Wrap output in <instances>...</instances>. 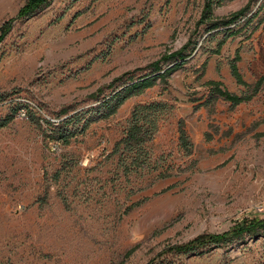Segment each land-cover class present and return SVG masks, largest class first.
Listing matches in <instances>:
<instances>
[{
	"label": "rangeland",
	"instance_id": "374dc122",
	"mask_svg": "<svg viewBox=\"0 0 264 264\" xmlns=\"http://www.w3.org/2000/svg\"><path fill=\"white\" fill-rule=\"evenodd\" d=\"M24 2L0 0V24L13 18L0 42V264H264V231L192 253L169 250L264 217V0L213 8L224 18L249 6L219 53L223 32L208 35L198 24L204 0H49L16 19ZM189 38L196 48L167 83L129 98L66 145L45 136V120L96 105L115 77ZM236 49L243 79L262 78L260 90L236 106L218 98L195 107L210 79L238 95L250 91L229 72ZM150 101L169 111L146 144L145 168L125 175L114 143L132 108ZM179 119L190 154L179 147Z\"/></svg>",
	"mask_w": 264,
	"mask_h": 264
},
{
	"label": "trees",
	"instance_id": "16d2710c",
	"mask_svg": "<svg viewBox=\"0 0 264 264\" xmlns=\"http://www.w3.org/2000/svg\"><path fill=\"white\" fill-rule=\"evenodd\" d=\"M49 0H25L24 4L18 9L15 18H29L38 12ZM226 0H204L198 24H204L208 35H214L216 32H223V36L218 39L214 53H219L222 45L227 38L235 34V30L230 25L235 24L239 19L246 16L249 10L248 4L230 13L224 18H216L213 15V8L221 5ZM77 12L74 16L78 15ZM62 17L59 16L58 19ZM248 18H246L247 20ZM13 18L5 20L0 24V42L10 32L12 28ZM258 24L252 27L251 31L257 29ZM198 41L189 38L185 44L179 49L170 53H165L158 59L150 62L142 68L134 71H127L120 76L115 77L109 87L111 91L97 99L98 103L86 110H78L56 121L49 122L48 128L45 129V136L52 141L66 145L77 133L85 131L90 124L109 118L117 112V110L129 98L143 93L146 89L153 87L157 83H167L171 73L181 68L195 50ZM239 50L236 49L234 57L229 61V72L235 79L237 84L243 85L250 89L248 93L235 94L226 89L220 80H207L205 84L208 86L207 97L200 105H210L218 98L230 102L232 106H236L242 102L249 101L259 90L263 82L262 78L257 79L253 84L247 83L238 68L237 62L240 60ZM206 62L202 64L204 71ZM148 69L149 71L134 76L139 70ZM102 91L98 88L92 97L97 96ZM20 107V104H18ZM65 115L68 113L66 109L61 110ZM169 111L167 104L159 101H150L136 104L130 113L127 126L122 136L116 140L113 147V153L118 155V164L122 168V172L127 175L136 173L145 168L148 159L146 144L152 140L156 134L162 116ZM6 119L0 121V126L5 125ZM178 142L179 147L184 150L185 154H190L192 143L185 129L183 119L178 120ZM158 176L164 178L168 173L159 172ZM170 189L166 187L160 192ZM138 203V202H137ZM135 203L134 205H137ZM264 231V217L254 216L242 219L231 228L218 233H203L188 240L185 243L172 245L169 250L175 253H192L204 248L205 246L230 243L234 240H240L244 236L255 238Z\"/></svg>",
	"mask_w": 264,
	"mask_h": 264
},
{
	"label": "built area",
	"instance_id": "2783aa9c",
	"mask_svg": "<svg viewBox=\"0 0 264 264\" xmlns=\"http://www.w3.org/2000/svg\"><path fill=\"white\" fill-rule=\"evenodd\" d=\"M21 114L24 115V112H22Z\"/></svg>",
	"mask_w": 264,
	"mask_h": 264
}]
</instances>
